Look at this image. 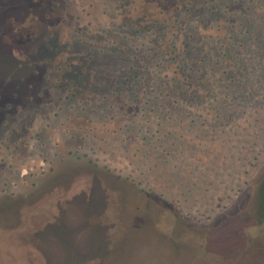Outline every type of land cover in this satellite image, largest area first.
Wrapping results in <instances>:
<instances>
[{
  "label": "rangeland",
  "instance_id": "rangeland-1",
  "mask_svg": "<svg viewBox=\"0 0 264 264\" xmlns=\"http://www.w3.org/2000/svg\"><path fill=\"white\" fill-rule=\"evenodd\" d=\"M263 185L264 0H0V264H264Z\"/></svg>",
  "mask_w": 264,
  "mask_h": 264
},
{
  "label": "trees",
  "instance_id": "trees-1",
  "mask_svg": "<svg viewBox=\"0 0 264 264\" xmlns=\"http://www.w3.org/2000/svg\"><path fill=\"white\" fill-rule=\"evenodd\" d=\"M236 42V39L234 37L230 38V44H228V46L225 48L224 52H222V54L217 56V60H220V58L222 59L224 57L223 62H217L215 63L214 66H211L210 68V74L213 73V71L218 67L219 64H223L226 63V65H228V67H231L232 70H234L233 66L238 65V60H239V55H238V48L234 47V44ZM188 53V52H187ZM218 53V52H216ZM181 54V53H180ZM189 54V53H188ZM194 55V54H193ZM195 56V55H194ZM179 57V55H178ZM172 60L177 61V57L176 56H172L171 57ZM235 60V61H234ZM205 58H201L200 62H204ZM237 61V63L234 62ZM172 62V61H171ZM169 62V63H171ZM187 66H186V65ZM204 66H207L206 63H204ZM201 64L197 63V60H195V57L187 55V58L185 60V62H183V60H181L180 64H169L168 66H164V65H158L159 66V70H163L165 69V71L167 73H169L168 75V80L164 83H160V88L165 89L166 87L170 88V92L173 93V97H170V94H165L162 91L160 92V103L159 106L162 109H167V107L169 106V104H166V102L164 103L163 101L165 100L166 97H170L169 101L172 102L173 106H169V109H174V110H179L180 107L183 106V108L185 106H189L188 105V99L191 98H195V101L199 103V100L201 98L204 99L205 96H203L205 93H207L208 90H213V94H214V100L213 102H211L208 106L210 109L217 110V111H221L223 116L221 119H227L226 114L225 113H232L238 110L239 108V103H241V105H246V99H250L253 97V90L255 91L256 89V85L254 83H256V80L254 78H248V79H238V80H231L229 82L228 89L230 91V93L233 94V96L231 97L232 102L230 104H226L222 98H220L217 94L218 91H220V89H222V79H218L217 76L214 75L213 80H209L208 82H206L205 80V84L203 85L202 80H199L196 84V87L194 85V83L192 84L191 82V78L188 76L189 71L191 70L193 73L196 72V70L194 69V66H196L197 68L201 69L202 66H200ZM189 66V67H188ZM200 66V67H199ZM204 68V67H202ZM204 75V74H203ZM217 78V79H216ZM194 81V80H193ZM249 87V88H248ZM247 88V89H246ZM217 89V90H216ZM246 90H249L248 93H246ZM191 93H199L196 94L195 97H192L193 95H190ZM244 94V95H243ZM159 97V96H158ZM181 99L180 102L177 99ZM186 99V100H184ZM237 100L238 104H235V101ZM240 109V108H239ZM163 112V110H162ZM181 117L184 116V114L180 115ZM180 117V118H181Z\"/></svg>",
  "mask_w": 264,
  "mask_h": 264
},
{
  "label": "water",
  "instance_id": "water-1",
  "mask_svg": "<svg viewBox=\"0 0 264 264\" xmlns=\"http://www.w3.org/2000/svg\"><path fill=\"white\" fill-rule=\"evenodd\" d=\"M262 192L264 193V185H263V187H262V190H261L259 193L261 194ZM259 193H258V194H259ZM263 195H264V194H263ZM259 207H260V208H259L260 213H261V212L264 213V206L261 204ZM260 215H261V214H260Z\"/></svg>",
  "mask_w": 264,
  "mask_h": 264
}]
</instances>
